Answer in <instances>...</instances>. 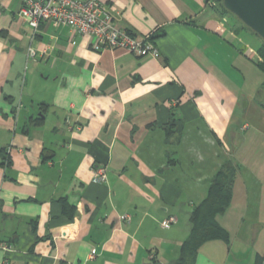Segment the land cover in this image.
Returning a JSON list of instances; mask_svg holds the SVG:
<instances>
[{
  "label": "crops",
  "instance_id": "1",
  "mask_svg": "<svg viewBox=\"0 0 264 264\" xmlns=\"http://www.w3.org/2000/svg\"><path fill=\"white\" fill-rule=\"evenodd\" d=\"M100 1L160 57L98 51L50 21L35 30L3 0L0 264H177L226 163L238 169L217 217L229 239L193 264H264L262 42L235 46L220 0Z\"/></svg>",
  "mask_w": 264,
  "mask_h": 264
},
{
  "label": "built area",
  "instance_id": "2",
  "mask_svg": "<svg viewBox=\"0 0 264 264\" xmlns=\"http://www.w3.org/2000/svg\"><path fill=\"white\" fill-rule=\"evenodd\" d=\"M19 15L37 30L42 21H50L55 25L68 26L80 34L93 38L95 50L126 48L132 53L144 56L160 57L161 52L150 36H137L120 28L115 20L113 10L100 0H20ZM216 5L215 0H210ZM3 0H0V16ZM29 56L36 52L30 47ZM256 55V54H255ZM93 173L99 179L105 177V168L95 167ZM128 219V215L123 216ZM177 218L170 215L162 221L164 227H170ZM96 250L92 251V254Z\"/></svg>",
  "mask_w": 264,
  "mask_h": 264
},
{
  "label": "trees",
  "instance_id": "3",
  "mask_svg": "<svg viewBox=\"0 0 264 264\" xmlns=\"http://www.w3.org/2000/svg\"><path fill=\"white\" fill-rule=\"evenodd\" d=\"M220 6L223 13H231L224 6L223 0H220ZM258 52L262 58L258 61V66L264 72V39L258 47ZM237 170L235 165L226 163L212 178L207 196L195 206L190 215V234L181 246L177 264H193L200 246L207 241L229 239L228 231L220 224L217 217L231 204ZM70 217L72 218V214Z\"/></svg>",
  "mask_w": 264,
  "mask_h": 264
},
{
  "label": "water",
  "instance_id": "4",
  "mask_svg": "<svg viewBox=\"0 0 264 264\" xmlns=\"http://www.w3.org/2000/svg\"><path fill=\"white\" fill-rule=\"evenodd\" d=\"M223 4L264 39V0H223Z\"/></svg>",
  "mask_w": 264,
  "mask_h": 264
},
{
  "label": "rangeland",
  "instance_id": "5",
  "mask_svg": "<svg viewBox=\"0 0 264 264\" xmlns=\"http://www.w3.org/2000/svg\"><path fill=\"white\" fill-rule=\"evenodd\" d=\"M234 21V26L237 27V38L235 40V46H253L260 45L262 39L256 35L249 27H247L235 14L231 13Z\"/></svg>",
  "mask_w": 264,
  "mask_h": 264
}]
</instances>
